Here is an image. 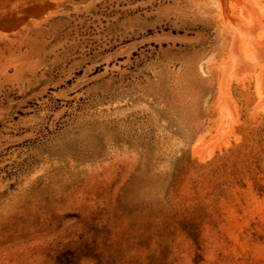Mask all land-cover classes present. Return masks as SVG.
<instances>
[{
  "label": "rangeland",
  "instance_id": "1",
  "mask_svg": "<svg viewBox=\"0 0 264 264\" xmlns=\"http://www.w3.org/2000/svg\"><path fill=\"white\" fill-rule=\"evenodd\" d=\"M0 264H264V0H0Z\"/></svg>",
  "mask_w": 264,
  "mask_h": 264
}]
</instances>
